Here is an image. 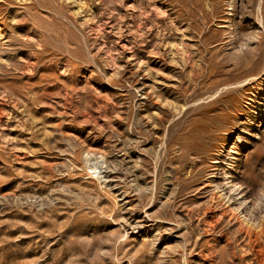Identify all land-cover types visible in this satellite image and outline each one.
<instances>
[{
    "label": "rangeland",
    "instance_id": "1",
    "mask_svg": "<svg viewBox=\"0 0 264 264\" xmlns=\"http://www.w3.org/2000/svg\"><path fill=\"white\" fill-rule=\"evenodd\" d=\"M0 264H264V0H0Z\"/></svg>",
    "mask_w": 264,
    "mask_h": 264
},
{
    "label": "bare ground",
    "instance_id": "2",
    "mask_svg": "<svg viewBox=\"0 0 264 264\" xmlns=\"http://www.w3.org/2000/svg\"><path fill=\"white\" fill-rule=\"evenodd\" d=\"M145 1V0H144ZM61 2V1H60ZM67 3V2H66ZM33 4H34V1H33ZM60 5V4H59ZM146 5V4H145ZM148 19V18H147ZM153 20V19H152ZM91 167L92 168H95L96 167V165L94 164V163H91ZM220 200V199H219ZM217 224H218V222H217ZM240 231H242V230H240ZM247 234V233H246ZM248 235V234H247Z\"/></svg>",
    "mask_w": 264,
    "mask_h": 264
}]
</instances>
